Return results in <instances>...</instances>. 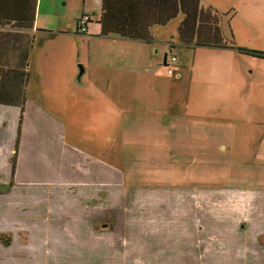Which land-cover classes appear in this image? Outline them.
Segmentation results:
<instances>
[{
    "label": "rangeland",
    "instance_id": "rangeland-1",
    "mask_svg": "<svg viewBox=\"0 0 264 264\" xmlns=\"http://www.w3.org/2000/svg\"><path fill=\"white\" fill-rule=\"evenodd\" d=\"M81 7L82 0L60 5L70 34L35 45V67L45 76L36 81L35 106L65 127L58 135L51 122L34 121L42 141L22 171L29 183L17 199L25 202L23 218L0 232V264H264V117L255 116L264 112V89L225 95L228 81H215L211 92L204 81L189 87L187 69L176 77L178 62L193 57L186 49L171 50V76L161 61L155 77L130 68L129 47L162 49L159 43L92 39L88 54L90 38L75 34ZM258 23L247 25L255 31ZM236 25L246 28L242 16ZM171 27L167 36L175 38ZM102 48L116 69H97ZM171 124L174 134L161 135ZM70 179L78 182L67 186Z\"/></svg>",
    "mask_w": 264,
    "mask_h": 264
},
{
    "label": "crops",
    "instance_id": "crops-1",
    "mask_svg": "<svg viewBox=\"0 0 264 264\" xmlns=\"http://www.w3.org/2000/svg\"><path fill=\"white\" fill-rule=\"evenodd\" d=\"M66 2L67 0H0V232L4 230L5 223L17 227L19 220L23 218L20 213L25 211V202H19L17 199L20 198V189L28 186L29 183L28 176L23 177L22 171L24 167L31 166L38 149L37 143L42 141L37 129L33 128L34 121L39 119V125L45 120L51 122L53 131L55 130L54 134L58 135L65 127L56 120L53 122L48 118L42 119L46 116L43 115L41 109L35 106V95L39 94V91L36 90V81H44L45 76L41 75V70L36 69L34 54L36 43L42 46L46 39L70 34L69 31H65L63 26L62 12L57 13V8L60 5L62 8ZM173 5L174 0H82V13L79 16H90L87 32L82 34L90 38L87 41V53L90 52L89 45L92 39L131 41L144 44L159 43L163 46L162 49L146 45L129 47L126 53L128 56L125 59L129 64H133V67L130 66V68L141 65L143 71L149 72L150 76H159V61L162 62V67H165L168 59L175 57L172 49H186L192 51L193 57L188 59L185 65L178 62L177 71H182V69L183 71L176 77L183 78L184 70L187 69L186 81H191L188 84L189 87L196 81H204L206 91L210 90L209 92H211L212 88L215 89L218 85L215 81H228L225 95L233 94L237 87L253 86L255 90L257 85L258 88L264 89L260 84L261 81H264V57L255 58L230 48L182 46L178 41L177 28L183 20V14L179 13L175 18H167ZM199 6L202 9L210 8L222 16L220 26L224 33V39L230 40L232 35L237 47L264 54V0H199ZM238 7L246 8V15H239ZM259 11L263 12L260 18L254 13ZM79 16H76V21L80 18ZM239 16H242L243 22L246 23V28L242 31L236 30ZM92 17L93 20H91ZM102 19H107L105 33L101 24ZM63 21L65 22L64 19ZM162 21H166V24H152ZM258 21L263 22L260 28ZM41 22L45 26H40ZM249 22H257L258 29L251 31L253 27L247 25ZM50 24L56 25V28L50 27ZM170 26H172V31L174 29L176 31L175 38L167 36L166 30ZM158 29L165 31L160 33L156 31ZM123 30L131 32L133 36L148 35L150 40L126 38ZM236 31H239V37L244 38L240 44L236 40L238 33ZM249 33L252 34L248 35ZM249 40H251L250 45L242 43ZM114 50H117L116 47L110 48L112 55ZM107 51V48H102L95 52L98 56H102L100 62H95L98 70L105 71L110 67L116 69V66H111L107 61L108 56H103L105 53L109 54ZM153 57L155 66L149 64ZM46 60L47 57L43 55L42 63ZM246 63L249 66L244 68ZM88 64L90 67L92 66L89 56ZM51 81L56 80L51 78ZM244 81L247 86L242 84ZM213 92L215 93V91ZM255 116L264 117V112L256 113ZM159 132L161 135L174 134V124H171L170 127L162 126ZM161 138L165 142L166 138L164 136ZM221 143L217 144L219 149L223 147L225 150L226 147ZM15 182L17 186H14ZM73 182L77 183L78 181L67 180V186L71 187ZM79 183L82 185V182ZM82 187L86 188L87 186ZM108 191L109 189L107 193ZM228 191L233 194L231 190ZM95 193L98 196L97 183L95 184ZM107 193H105L104 200L108 202L112 195L108 199ZM28 196L26 195V197ZM235 196L237 197L236 194ZM92 212V207L88 209L87 213L82 212V220H80L82 225L83 218L91 215ZM95 234L98 233L89 234L87 238H96ZM104 239H108V237ZM237 253L239 255L238 250ZM112 255L115 256L113 253ZM234 260L233 263L239 260V256ZM259 261L257 255H252L251 262L258 263Z\"/></svg>",
    "mask_w": 264,
    "mask_h": 264
},
{
    "label": "trees",
    "instance_id": "trees-1",
    "mask_svg": "<svg viewBox=\"0 0 264 264\" xmlns=\"http://www.w3.org/2000/svg\"><path fill=\"white\" fill-rule=\"evenodd\" d=\"M179 13L183 14V20L177 28L178 41L182 46L230 48L255 58L264 57L262 53L237 47L232 35L230 40L224 39V33L220 26L222 16L210 8H200L199 0H174L173 8L167 18H175ZM101 24L105 33L107 31V19H102ZM152 24L165 25L166 21L153 22ZM125 34V37L129 39L150 40L148 35L133 36L129 31H125Z\"/></svg>",
    "mask_w": 264,
    "mask_h": 264
},
{
    "label": "built area",
    "instance_id": "built-area-1",
    "mask_svg": "<svg viewBox=\"0 0 264 264\" xmlns=\"http://www.w3.org/2000/svg\"><path fill=\"white\" fill-rule=\"evenodd\" d=\"M90 22V16L89 15H82L77 21H76V32L79 34H85L87 32V26ZM170 64H175L176 58L170 57L169 58ZM170 65H165V68L167 70V74L171 75L173 74V70L169 69Z\"/></svg>",
    "mask_w": 264,
    "mask_h": 264
},
{
    "label": "flooded vegetation",
    "instance_id": "flooded-vegetation-1",
    "mask_svg": "<svg viewBox=\"0 0 264 264\" xmlns=\"http://www.w3.org/2000/svg\"><path fill=\"white\" fill-rule=\"evenodd\" d=\"M101 226V225H100Z\"/></svg>",
    "mask_w": 264,
    "mask_h": 264
}]
</instances>
